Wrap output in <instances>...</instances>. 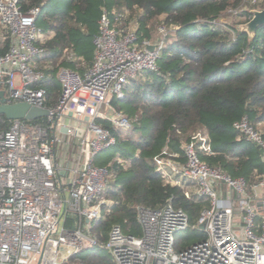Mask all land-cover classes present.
<instances>
[{
    "label": "built area",
    "instance_id": "2783aa9c",
    "mask_svg": "<svg viewBox=\"0 0 264 264\" xmlns=\"http://www.w3.org/2000/svg\"><path fill=\"white\" fill-rule=\"evenodd\" d=\"M246 1L253 6L260 2ZM20 2L0 0V24L11 40L9 50L0 54V90L8 103H28L49 110L50 116L46 123L14 120L9 129L0 130V264H70L71 257L97 246L92 230L103 218V206L109 205L102 195L111 173L96 162L117 139L97 121L132 129L111 101L124 99L130 81L158 72L170 30L161 26L160 40L140 41L135 29L115 27L113 18L119 21L122 15L104 9L91 67L82 74L61 68L62 93L50 107L46 90L39 86L46 75L37 64L46 54L40 45L45 33L38 26L42 10L24 12ZM254 15L253 10L252 19ZM224 20L210 24L224 28ZM150 45H156L154 52L147 50ZM234 128L260 148L264 162L263 133L247 117ZM202 152L213 154L205 131L185 143L182 153L165 149L154 162L165 183L209 202L195 226L206 239L179 252L177 238L191 227L188 215L171 200L160 209L138 206L141 237L124 234L120 226L109 234L106 249L116 264H264V220L257 222L264 207V173L250 191L244 178L204 162Z\"/></svg>",
    "mask_w": 264,
    "mask_h": 264
},
{
    "label": "trees",
    "instance_id": "16d2710c",
    "mask_svg": "<svg viewBox=\"0 0 264 264\" xmlns=\"http://www.w3.org/2000/svg\"><path fill=\"white\" fill-rule=\"evenodd\" d=\"M52 1L20 2L24 12L41 8L38 26L45 34H53L40 44L46 54L37 63L46 75L39 86L46 90L50 107L58 104L62 93L61 68L82 74L91 67L93 39L104 9L123 16L119 21L113 18L121 31L131 30L133 19L140 41H154L156 25L170 30L158 72H145L130 81L124 99L111 101L131 121L132 129L122 131L108 121H97L117 139V145L101 153L96 162L111 173L102 195L109 205L103 206V218L92 230L97 246L71 257L70 264H116L107 254L109 234L120 226L124 234L141 237L138 206L160 209L171 200L174 208L188 215L190 226L197 225L209 202L188 197L184 189L165 183L154 158L165 149L182 153L183 145L198 132L209 135L213 150L211 155L202 152L201 159L233 178H244L251 191L264 173L262 152L234 123L244 117L257 129L264 123V26L250 36L229 24L213 28L210 23L242 8L243 23H250L255 6L246 0H68V9L61 11ZM5 37L0 43L2 55L11 46L6 32ZM10 124L0 116V130L9 129ZM263 220L261 209L257 222ZM192 236L198 243L206 239L200 233ZM192 236H178L176 250L191 247Z\"/></svg>",
    "mask_w": 264,
    "mask_h": 264
},
{
    "label": "water",
    "instance_id": "95a60500",
    "mask_svg": "<svg viewBox=\"0 0 264 264\" xmlns=\"http://www.w3.org/2000/svg\"><path fill=\"white\" fill-rule=\"evenodd\" d=\"M249 24L255 28V31L259 27L264 26V9L260 12H256ZM147 50L154 52L156 50V45L148 46ZM0 116H5L10 121L26 120L34 122L49 117L50 111L33 107L28 103L10 104L8 103L6 93L3 90H0ZM62 132L67 133V129H63ZM60 175L65 176V172H60ZM200 229H204V225H201Z\"/></svg>",
    "mask_w": 264,
    "mask_h": 264
},
{
    "label": "rangeland",
    "instance_id": "374dc122",
    "mask_svg": "<svg viewBox=\"0 0 264 264\" xmlns=\"http://www.w3.org/2000/svg\"><path fill=\"white\" fill-rule=\"evenodd\" d=\"M51 4L53 6H55L56 9L61 10V11L67 10L68 9V5H69L68 0H53L51 2ZM263 4H264V0H260V2L257 5H255L256 8L253 9L254 12L256 13V12L262 11ZM253 10H251V12ZM224 19H225L224 21H226V23H228L230 26L235 27V28H237L239 30H243V31L247 32L250 36H254L255 28H253L249 23H247V24L243 23V22H245V17H241L240 15H235V14L231 13V14L226 15ZM135 24L136 23L134 22V20L131 19V25H130V27H132L131 29H133V30L135 29V27H136ZM156 26L157 27H153L152 28V30H153V32H152V36L153 37L152 38L154 40L152 42H157L158 40L161 39V36H160V33H159V28L161 26L160 25H156ZM0 33L4 34L5 32L3 30H0ZM94 50H95V48H94ZM258 128H259L261 133L264 132L263 127L259 126ZM189 191H190L189 193L192 194L191 192L194 191V188H190ZM197 233L203 234L196 227L191 226L187 231H185L184 233L179 235V237L181 236L183 239H187L188 236L190 237L193 234H197ZM192 238H193V236L189 240V245L190 246H193L195 243H198L196 240H194ZM107 254H109V252H107Z\"/></svg>",
    "mask_w": 264,
    "mask_h": 264
},
{
    "label": "crops",
    "instance_id": "0c3cea01",
    "mask_svg": "<svg viewBox=\"0 0 264 264\" xmlns=\"http://www.w3.org/2000/svg\"><path fill=\"white\" fill-rule=\"evenodd\" d=\"M0 30H3L4 32H6V30H5V28L0 24ZM5 36V33L4 34H2V33H0V43H3V41H4V37ZM52 36H53V34H45V37H44V39H43V42L44 41H46V40H48V39H50V38H52ZM87 70V69H86ZM85 70V71H86ZM84 71V72H85ZM83 72V73H84ZM259 126H261V127H263V129H264V123L263 124H261V125H259ZM261 194V193H260ZM259 194V195H260ZM229 195V194H228ZM261 197V196H260ZM262 216H264V207H263V209H262Z\"/></svg>",
    "mask_w": 264,
    "mask_h": 264
}]
</instances>
